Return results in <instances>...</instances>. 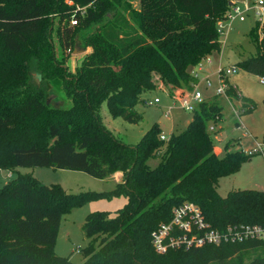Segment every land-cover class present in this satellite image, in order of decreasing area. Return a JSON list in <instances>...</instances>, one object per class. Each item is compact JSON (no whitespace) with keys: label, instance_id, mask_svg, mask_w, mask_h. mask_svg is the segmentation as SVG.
<instances>
[{"label":"trees","instance_id":"obj_1","mask_svg":"<svg viewBox=\"0 0 264 264\" xmlns=\"http://www.w3.org/2000/svg\"><path fill=\"white\" fill-rule=\"evenodd\" d=\"M131 2L0 0V169L50 166L96 178L122 172L113 193H122L125 203L112 213L89 212L81 224L88 239L81 264H264V239L155 250L152 232L183 201L196 204L211 228L264 227V191L217 192L219 179L253 152H214L210 127L222 115L215 96L196 104L184 129L166 139L154 124L129 144L102 123V101L112 116L137 123L142 114L136 104L158 82L171 97L178 88L191 89L193 66L221 47L217 22L231 7V0H140L137 8ZM52 16L62 53L75 40L90 48L71 76L55 59ZM248 35L254 51L247 58L258 61L264 75V23L255 20ZM32 69L65 93L67 107L43 102L28 82ZM226 93L236 96L231 85ZM152 156L159 162L149 167ZM100 194L72 193L31 173L18 174L0 187V264H72L69 255L54 251L62 214Z\"/></svg>","mask_w":264,"mask_h":264},{"label":"rangeland","instance_id":"obj_2","mask_svg":"<svg viewBox=\"0 0 264 264\" xmlns=\"http://www.w3.org/2000/svg\"><path fill=\"white\" fill-rule=\"evenodd\" d=\"M139 1L132 0V6L137 8ZM50 19L48 31L55 59L67 70L68 76H71L76 72L82 57L90 48L83 49L81 43L75 40L77 48L83 50L73 52L74 42L72 49L62 53L55 31L57 17L52 16ZM255 20L258 18L253 16L251 11L248 12L244 20L238 18L231 20L229 28L225 29L224 34L219 35V40L222 41L220 49L201 58L204 63V71L199 72L198 82L195 79L196 89L201 93L202 100H208L215 96L221 106V119L213 126L214 131L212 132L214 152L218 156H223L228 149L236 148L253 152L237 171L219 179L216 190L221 196H225L231 190L238 189L264 191V153L261 151L264 136V85L259 82V72L256 69V66L259 65L258 61L247 58L254 51V45L250 41L248 32ZM260 23H264V14L260 17ZM205 58H209L211 62L206 64ZM231 65H237V72L230 74L226 79L228 85L235 88L236 96L218 95L216 94L219 87L218 69ZM205 74L209 75L210 86H206L203 80ZM28 82L41 93L42 100L46 105L53 107L69 105L70 101L65 93L56 89V86L52 84L53 81L42 71L30 70ZM190 90L188 88L177 89L179 93L182 92L181 94ZM175 95L179 94L175 93ZM155 96L159 98L158 103L152 102ZM143 97L147 102L141 101L135 106L137 111L142 114L141 120L137 123H130L121 117L112 116L106 102L100 103L99 115L102 123L116 137L126 143H137L143 133L154 124H158L161 133L165 138H168L171 133H177L184 129L191 118L192 111L183 108L179 99L169 96L166 93V88L164 89L160 82L157 83L155 90L146 93ZM148 101L152 103L149 104ZM248 105H252V108L243 111V108ZM226 144L228 148H225ZM258 147L260 149L257 150ZM158 162L159 156H152L146 160L149 167L156 166ZM21 173H31L45 184H59L68 192L93 191L101 193L63 213L57 229L54 244L55 253L60 256L69 255L72 264H81L80 249L88 242L81 230V224L86 215L92 211L112 213L126 201L122 193H113L116 185L114 177L96 178L83 171L50 166H15L11 170L0 169V187L11 183Z\"/></svg>","mask_w":264,"mask_h":264},{"label":"built area","instance_id":"obj_3","mask_svg":"<svg viewBox=\"0 0 264 264\" xmlns=\"http://www.w3.org/2000/svg\"><path fill=\"white\" fill-rule=\"evenodd\" d=\"M250 11L260 21V17L264 14V0H234L231 2L226 19L217 22L219 35L225 33V29L229 28L231 20L237 18L243 20ZM70 22L75 24L76 19L72 18ZM204 61L206 64L211 62L209 58H205ZM202 71H204V63L200 60L191 70V74L197 79V82L198 74ZM236 72L237 65L218 69L219 87L216 90V94L228 96L226 88L229 85L226 78ZM203 80L206 86L211 85L208 74L203 76ZM197 82L195 83L194 81L192 83V88L187 93L181 94L182 92L179 93L176 90L175 93L179 95H175V93L173 95L174 98L179 99L180 105L187 110L192 111L196 104L202 101L201 93L196 89ZM259 82L264 85V75H259ZM152 102L158 103L159 98L155 96ZM152 102L148 101L149 104ZM210 129H213V126ZM160 138L166 139L162 133ZM248 153L252 152L248 151ZM171 213L170 220L160 223L152 232V244L157 252H164L169 247H188L192 245L199 246L204 243L219 244L221 242H241L246 239H264V227L258 224H234L227 225L223 229L211 228L204 220L200 208L190 201H183L181 204L174 206ZM175 231L178 232L176 235Z\"/></svg>","mask_w":264,"mask_h":264},{"label":"crops","instance_id":"obj_4","mask_svg":"<svg viewBox=\"0 0 264 264\" xmlns=\"http://www.w3.org/2000/svg\"><path fill=\"white\" fill-rule=\"evenodd\" d=\"M234 0H231V2H233ZM244 20V19H243ZM108 177H114V181L115 182H119L122 181V172L121 171H116L113 174H111Z\"/></svg>","mask_w":264,"mask_h":264},{"label":"water","instance_id":"obj_5","mask_svg":"<svg viewBox=\"0 0 264 264\" xmlns=\"http://www.w3.org/2000/svg\"><path fill=\"white\" fill-rule=\"evenodd\" d=\"M81 50H83V49H81ZM81 50L77 48V43L75 42L74 46H73V52H79Z\"/></svg>","mask_w":264,"mask_h":264}]
</instances>
